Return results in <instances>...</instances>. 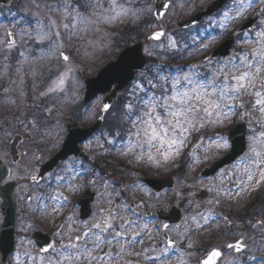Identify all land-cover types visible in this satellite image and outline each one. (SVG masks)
I'll return each instance as SVG.
<instances>
[{
	"label": "rangeland",
	"instance_id": "rangeland-1",
	"mask_svg": "<svg viewBox=\"0 0 264 264\" xmlns=\"http://www.w3.org/2000/svg\"><path fill=\"white\" fill-rule=\"evenodd\" d=\"M69 1L73 5L71 8L77 9L79 4H73V0H14L12 4L15 5L14 13L0 11V158L11 165L12 178L19 182L14 250L8 257L9 264L18 261L21 264H47V261L48 264L50 262L56 264L59 253L63 251L61 244H65V241L69 242L86 229L85 224H80L76 204L77 198L86 187L95 194L91 205L92 215L87 220L88 227L101 219L99 214L101 208H112L118 213L117 218L112 221L116 230H120L119 225L123 219L135 221L133 227L125 226V235L118 238L119 243L113 242L110 246L115 248L116 254L119 255L107 254L112 259L108 260L106 256L104 264H197L198 257L210 247L223 250L218 264H264V182L255 186L254 180L252 187L239 193L236 187L237 180L244 179L241 172L245 160L241 158L254 159V154L250 152L253 145L249 137L264 131L257 122L261 114L251 108L254 102L252 95H242L240 102L245 103L246 107L234 109L231 115L223 119V123H212L211 120L216 119L215 115L209 118L203 111H198L193 125H184L188 131L183 136L179 128H174L167 122L173 118L168 115L164 107L160 106L163 101H159L155 111L150 112L149 115L161 137L170 140L175 135V138L183 140L179 154L174 153L168 160L159 158L157 149L163 152L167 149V144L161 147L158 140L152 142L150 150L157 154L159 163L147 159L149 146L146 143L142 149H135V152H125L123 148L130 137L136 139L134 134L137 129L145 126L140 122L133 127L132 121L137 117H141V121L148 118L142 116L143 112L148 111L142 100L152 95H161L162 90L156 85L163 84L169 90L168 95H171L170 79L190 72V65H198L197 79L207 77L220 67L218 61L222 63L229 57L246 53L254 47L252 39L255 33L264 29V3L261 0H254L252 6L246 8L243 16L228 23L227 28L224 29L220 26L221 13L235 7L234 0H230L218 14L206 18L198 26L180 31L176 28L178 21L202 11L213 0H171L160 23H156L152 17L151 0H116L117 4L131 11L111 23L99 21L88 26L86 30L82 28L73 30L71 18L65 20L64 13L60 10L66 2L70 3ZM84 4L85 2L79 6V11L97 20L93 15V7H84ZM91 4L96 11H102L99 5L107 9L109 0H91ZM141 12L145 18L140 15ZM254 12L259 14L257 23L251 31L237 37L229 56L214 61L204 60L229 35V32ZM231 14L235 15L234 12ZM140 16L144 19L143 23L146 21V25L141 24L137 28ZM50 19L57 25L52 31L58 30L60 33L56 40L57 49L54 54L41 57L42 50L47 51L49 44L47 41L43 44L37 42L35 30L39 22L44 25V30L48 31ZM63 23H69L68 30L61 26ZM125 23L126 27L132 24L129 27L134 26L136 31V35L131 33L125 42L132 43L138 37L142 38L144 41L142 51L150 59L158 57L159 60L164 61L165 56L161 54L165 51H170L171 48L177 50L181 47V49L177 57H174L173 63L157 75L154 84L149 87L151 91H147V86L142 87L145 74L141 71L136 74L127 88L118 93L116 100L123 96L125 102L122 109L119 107V110H114L113 113L123 119L129 112L125 106L132 105V109L135 107V113L123 134L124 139L118 140L117 129L111 133L112 136H103L101 124V129L92 135L94 138L86 140L81 145L84 154L89 155V159L101 155L99 164L102 163V167L106 168L107 172L92 174L86 165L74 167L66 162L61 164L62 166L58 167L52 176H47L42 184L27 183L29 177L37 174L40 164L60 148L67 132L66 123L91 124L100 114L104 95H99L92 102L84 105L83 80L94 76L120 52L122 42L118 41L126 35L125 29L121 30ZM7 28L14 32L16 38L11 49L6 45ZM158 29L165 31L164 38L157 43L146 41V37ZM29 33H32L31 37ZM60 50L67 52L70 58L68 61L61 60ZM21 53L24 55L22 56ZM12 54L18 56L15 64L10 60ZM69 68L71 72L67 76L62 93L40 95L46 92L53 80L61 73L67 72ZM159 76L168 79L160 81ZM184 83L182 82V85ZM114 108L115 103L112 109ZM245 112L250 114L241 118V114ZM156 116L160 117L159 123L155 121ZM240 121L246 124V148L243 154L229 166L218 170L214 176L199 177L198 173L204 166H209L229 149V146L216 149L211 141H216L218 136L227 140L228 130ZM201 123L203 127H200ZM198 130L202 131L201 135L192 136ZM14 134H20L24 138L19 146L24 155L17 164L13 165L10 163L8 143ZM140 139H146L142 133ZM109 144L113 147L108 148ZM255 147L264 153V147L260 144H256ZM141 153L142 159H135V155ZM195 156H199L198 161L194 160ZM183 161L185 169L181 171ZM237 161H240V171L234 167ZM70 167L74 168L71 172H69ZM256 169L257 166L253 165V170ZM112 171L116 174L111 175ZM168 176L176 179L174 186L159 193L153 192L142 182L144 177L159 179ZM224 189L228 190L227 193L223 191ZM218 190H220L219 195ZM54 194L60 197L58 203L49 198ZM259 196L263 197L257 203ZM165 202L176 205L185 214V222L179 228L168 229L169 235L176 239V244L167 254H164L166 245L160 236L162 222L145 217L143 214L145 211L157 209ZM35 203H38L37 208H33ZM254 203L257 208L255 215L247 219V222H240L238 215L245 213L241 211L249 210ZM124 204H127L128 208L121 211V206ZM259 204L260 208L257 207ZM129 209H134V214L130 213ZM237 212L241 213L234 214ZM209 215L214 218L205 223L204 218ZM193 217L196 219H192ZM1 221L0 213V223ZM144 225H147V228H144ZM34 230L46 232L56 239V245L48 255H39L36 250L31 239ZM134 232H140V237L131 247H125L122 251L121 245H126V241L132 239ZM106 235L111 238L113 233L110 231ZM237 239H242V243L246 245L244 251L235 254L232 250L224 248L227 243ZM87 243L91 246V239ZM98 250L96 249L93 255L98 256ZM26 252L30 253L31 257L26 255L27 260L23 261ZM18 256L19 260H17ZM63 264H68V261H64ZM77 264H89V261L84 259Z\"/></svg>",
	"mask_w": 264,
	"mask_h": 264
},
{
	"label": "snow or ice",
	"instance_id": "snow-or-ice-1",
	"mask_svg": "<svg viewBox=\"0 0 264 264\" xmlns=\"http://www.w3.org/2000/svg\"><path fill=\"white\" fill-rule=\"evenodd\" d=\"M254 0H239L235 3V7L232 10H225L221 13L220 26L224 29L227 28L228 23L239 19L244 15L246 8L251 7ZM264 3V0H261ZM84 7H93V15L97 17V20H93L90 16L82 14L79 9H72L71 4L66 2L61 11L64 13V18L67 20L71 18V28L74 30L76 28H82L86 30L88 26L95 24L99 21L106 23L114 22L115 20L121 18L122 16L127 15L131 9L124 7L121 4H117L116 0H109V7L107 9L103 8V5H99L102 11H96L95 7L92 6L91 0H85ZM167 6V5H165ZM59 9V5L56 6ZM231 12H234L235 15H232ZM65 30H68L70 25L69 23H63L61 25ZM57 28L56 22L54 20H49L48 31L44 30V25L42 23H37L35 30V39L40 44H43L45 41L48 42L49 47L47 51L41 52V57L54 54L57 49L56 40L59 38V31L53 32L52 29ZM10 36H13L14 33H9ZM29 37L32 36V33L28 34ZM162 33L157 32L154 34L155 38H159ZM254 47L246 53H241L240 55H233L227 60H224L220 64V67L215 69L211 75L203 78L197 79L199 73L196 71L198 68L197 64L190 65V72L184 73L183 75H177L170 79L171 83V95H168V89L164 87L163 84L156 85L161 88V95L149 96L148 99L142 100V104L148 109L142 113V116L148 117L141 121V117H137L135 121H132L133 127L137 123L142 122L145 126L141 129H137L136 139L133 140L131 137L123 145L125 152H135L137 148H143L144 144H148L149 151L147 153V159L149 161L160 162L159 158L163 160L170 159L173 154H179L180 147H183V140L175 138V135L172 139L166 140L161 137L157 131V128L153 124V119L149 115L150 112H154L158 102L163 101L161 107H164L168 112V115L173 119H169L167 122L172 124L174 128H179L181 136H183L188 128L184 125H193L196 120L198 111H203V113L211 118L215 115L216 119L211 120L212 123H223V119L231 115L234 109H240L246 107L245 103L240 102V97L242 95L250 94L254 97V102L251 104V108L259 111L261 114L260 119L257 120L261 124V127L264 128V29L255 33V37L252 39ZM14 41L10 40L8 42V48L13 47ZM175 46L174 44L172 45ZM207 47V46H205ZM23 56L24 53H21ZM59 56L63 58L64 61H68L70 58L61 50ZM27 59V58H26ZM206 60H210V57H206ZM71 72L69 68L67 72L61 73L55 80L51 82L46 92L40 93L41 96H46L48 94H57L64 91V85L68 74ZM168 78L164 76H159L160 81H165ZM182 82H185L182 85ZM196 101L197 103H191ZM203 105L204 107H200ZM129 112L132 109V105L125 106ZM109 105H104V109L107 110ZM215 110V111H214ZM250 113L245 112L241 114V118ZM182 118V119H181ZM156 123H159L160 117H155ZM175 121V123H174ZM203 123L200 124V127H203ZM141 133L146 139L141 140ZM158 140L161 147L167 144V149L161 152L157 149L159 158L157 154H154L150 149L152 147V142ZM249 141L252 143L250 152L254 154V159L245 160V165L242 169L243 180H237L236 187L239 191L246 190L253 186V181L255 180V186H259L264 182V153L261 150H258L255 145L260 144L264 147V131H261L258 135H253L249 137ZM212 146L216 149L228 148L229 144L226 139L222 136H218L216 141H211ZM124 154V153H121ZM143 154L135 155V159H142ZM206 158V157H205ZM195 161L199 160V156L194 157ZM253 165L257 166V169L253 170ZM238 171L240 168V161L234 165ZM258 177V178H257ZM35 179V177H32ZM211 191V189H209ZM227 193V189L223 190ZM217 194H220V190L217 191ZM54 202H59V195L54 194L49 197ZM111 204V201H109ZM128 205L124 204L121 206V211L127 209ZM134 209H129L130 213L134 214ZM101 219L88 227L87 222H85L86 231L81 235L76 236L69 240L67 244H61L63 251L59 253V260L56 261V264H63L64 261H68V264H77V262L87 259L89 264H104L105 257L107 256L108 260H111L112 257L106 253L101 256L93 255V252L96 249L111 246L113 242L119 243L118 238H122L125 235L127 225L128 228H131L135 225V221L123 219L120 223V230H116L114 224L112 223L118 216V213L113 211L112 208L109 209H100ZM214 217L209 215L206 216L205 223ZM192 219H196L193 217ZM177 228L180 226L177 225ZM199 227V225H197ZM144 228H147V225H144ZM164 228L167 229L168 225H164ZM112 232L113 235L109 238L106 234ZM140 237V232H134L132 239L126 241V245H121V250L123 251L125 247H131L133 243L137 241ZM91 239V246L87 241ZM166 247L164 248V254L169 252L170 248L175 247V241L171 240L165 236ZM53 245L49 244L48 248L41 249V251H49L53 249ZM229 248H235L237 252H240L244 249L242 241H237L235 244L228 245ZM25 255L31 257L30 253H25ZM116 255H119L117 253ZM219 255V252L213 251L211 257H216ZM250 259H255L250 257ZM19 260V256L17 257ZM51 264V262H50ZM205 264H209V261H205Z\"/></svg>",
	"mask_w": 264,
	"mask_h": 264
},
{
	"label": "water",
	"instance_id": "water-1",
	"mask_svg": "<svg viewBox=\"0 0 264 264\" xmlns=\"http://www.w3.org/2000/svg\"><path fill=\"white\" fill-rule=\"evenodd\" d=\"M12 0H0V5L9 6ZM155 5L153 16L157 22H159L163 15L165 14L170 0H152ZM227 0H214L204 12L196 13L187 20H183L177 23V27L181 29L188 28L190 26L196 25L203 17L211 15L218 11ZM167 5V6H165ZM258 15L254 14L250 17L244 24H242L238 30L228 38H226L221 45L210 54V58L215 59L218 56H225L229 54V50L232 47L234 41V35L241 33L244 30H250L257 20ZM160 32L162 35L157 39L154 34ZM9 33H13L11 29L7 30V44L10 40L14 41V35L10 36ZM164 36V30H158L149 35V41H159ZM142 42H138L132 46L124 48L117 56L114 61L107 63L103 68H101L96 76L87 78L84 81L85 93L83 96V102L89 103L98 94H107L101 103L100 116L96 121L89 127L80 128L73 123H68L66 125L67 135L63 141L60 150L54 154L48 161L43 163L35 179L29 178L27 182H40L43 176L52 171L59 161L64 160L69 155H77L79 152L78 145L84 141L88 136L94 133L102 123L103 117L106 112L110 109L112 102L114 101L118 91L126 87L134 78L135 72L142 69L146 63V57L142 53ZM64 52V51H63ZM66 54V52H64ZM67 55V54H66ZM62 58V57H61ZM63 59V58H62ZM104 105H109L107 110L104 109ZM245 124L243 122L237 123L229 132L228 139L230 142L229 151L223 155L221 158L215 160L209 167L203 168L199 173L200 176L206 177L213 175L216 170L222 168L225 165H229L236 158H238L245 149ZM22 140L20 135H14L9 143V153L11 156V162L17 163L20 159V151L17 146ZM10 176V168L0 160V210L3 216V221L0 225V264H7V258L12 252L14 244V232H15V218L17 212V183L15 181H7L3 183ZM144 182L151 187L153 190L160 191L163 188L171 187L174 179L164 178V179H145ZM92 194L89 191L80 197L77 203L80 205V218L85 219L90 214V202L92 201ZM148 216H156L161 220H166L167 224L173 225L180 224L184 220L183 214L174 206H169L165 204L161 206L158 210L147 213ZM163 229L164 226H163ZM166 233L163 234L165 239ZM168 237V236H167ZM32 238L35 240L36 244L41 249L48 248V245H53L52 239L44 233L34 232ZM172 240V239H171ZM241 241V240H238ZM237 242V241H236ZM230 243L226 245L235 244ZM219 252L216 257H211L213 251ZM234 251L237 252L234 248ZM106 252V248H103L101 254ZM222 256L220 249L212 247L207 252L199 257L198 264H205V261H209V264H217Z\"/></svg>",
	"mask_w": 264,
	"mask_h": 264
},
{
	"label": "trees",
	"instance_id": "trees-1",
	"mask_svg": "<svg viewBox=\"0 0 264 264\" xmlns=\"http://www.w3.org/2000/svg\"><path fill=\"white\" fill-rule=\"evenodd\" d=\"M73 1H74V3L78 4L80 0H73ZM11 13H14V12H11ZM124 29H125L124 32L126 33V35L127 34L128 35L127 36L126 35L123 36L121 38V40L118 41V42H122L121 48L131 43V42L130 43H126L125 42L131 33H135L134 36L136 35V31L134 29L131 30L129 26L128 27L123 26V28L121 30H124ZM138 39H139V37L136 40H138ZM136 40H133L132 42H134ZM117 46H118V44H117ZM180 49H181V47L177 48V50H172V48H171L170 51H165L163 54H161L162 56H165L164 57V61L163 60H159L158 57L151 58V59L148 58V64H147V66L144 69V74L145 75L143 76L144 80L142 81V87L147 86V88L150 89L149 87H151V85L154 84V82H155V80L157 78V75L160 74L161 72H163L165 70V68L168 67L169 64L171 65V63H173L174 57L175 56L177 57L178 53L180 52ZM185 50H186V48H185ZM185 50H183V52ZM122 99H123V96L118 98V100L115 102V108L112 109L106 115L104 123H103V126H102V134H103V136L110 137V136H112L111 133L114 132V129H117V136L120 137V136H122L124 131L128 128L129 122L131 120V117L128 118V120H127L126 116L123 119H121L120 117H118L119 116L118 114L113 113L114 110H117V109L119 110V107L122 109V105L125 102V99H123V100ZM200 133H202V131H200ZM184 165H185L184 161L181 162V167H180L181 171H183L185 169ZM100 168H101L100 172H103L104 171L103 169H105L103 167H100ZM262 197L263 196H259L257 198V203L261 200ZM255 207H256V204L254 203L249 208V210L241 211V212H245V213L239 214L241 212H237V213H234V214H239L238 218H239L240 222H247L246 221L247 219H249L250 217L255 215V210L257 209ZM257 207L260 208V204H259V206L257 205Z\"/></svg>",
	"mask_w": 264,
	"mask_h": 264
},
{
	"label": "flooded vegetation",
	"instance_id": "flooded-vegetation-1",
	"mask_svg": "<svg viewBox=\"0 0 264 264\" xmlns=\"http://www.w3.org/2000/svg\"><path fill=\"white\" fill-rule=\"evenodd\" d=\"M92 137V136H91ZM93 138H94V136H93ZM24 139V138H23ZM88 140H91V138L89 137V139ZM23 152V151H22ZM23 155H24V152H23ZM99 160H101L100 159V157L99 156H96V158H93V159H89V155H87V154H84V152H83V150H82V148L80 149V153L77 155V157H68L65 161H63V162H61L60 164H63V163H66V162H68V163H70L72 166H84V165H86L87 166V169L90 171V173H95V172H100V168L98 167L99 166ZM71 169H74L73 167H70L69 168V172H71ZM86 188H88V187H86ZM165 190V189H164ZM85 191V190H84ZM83 191V192H84ZM90 191V190H89ZM160 192H163V190L162 191H160ZM159 193V192H158ZM89 194H91V191L89 192ZM94 198H95V195H94V192H93V197H92V201H91V203H90V206L92 205V202H93V200H94ZM167 202H165V203H163L162 205H164V204H166ZM167 204H169V203H167ZM169 205H173V204H169ZM161 206V205H160ZM159 206V207H160ZM144 213V212H143ZM92 215V208H91V213H90V215H89V217L86 219V220H83V221H80V224H82V225H84L85 224V222H87V220H89L90 219V216ZM161 220V219H160ZM165 224H167V221L165 220L164 221V223H162V225H161V229H160V236H161V239L163 240V242L165 241L164 240V238H163V232L164 231H162V228H163V225H165ZM172 227H174V226H172ZM169 228H171V227H169L168 226V228L167 229H165V231H168V229ZM84 231H86V229L85 230H83V231H81V234L84 232ZM80 234V235H81ZM76 237V236H75ZM173 241H175V244H176V239H174ZM68 243V241H65V244H67ZM165 243V245H166V242H164ZM102 249V248H101ZM99 250H100V248H99ZM98 250V251H99ZM106 254H109V253H111L112 255H115L116 254V249L115 248H110V246H108V247H106ZM97 251V252H98ZM47 255H48V253H47Z\"/></svg>",
	"mask_w": 264,
	"mask_h": 264
}]
</instances>
